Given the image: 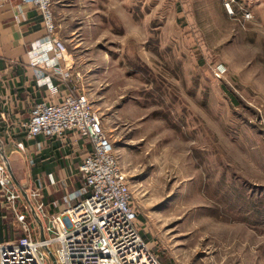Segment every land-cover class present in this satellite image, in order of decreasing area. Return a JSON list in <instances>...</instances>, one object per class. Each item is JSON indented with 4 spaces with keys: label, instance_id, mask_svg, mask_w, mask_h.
Masks as SVG:
<instances>
[{
    "label": "rangeland",
    "instance_id": "obj_1",
    "mask_svg": "<svg viewBox=\"0 0 264 264\" xmlns=\"http://www.w3.org/2000/svg\"><path fill=\"white\" fill-rule=\"evenodd\" d=\"M50 11L70 91L98 113L158 262L264 264V0H51ZM30 174L19 181L37 208ZM15 207L25 222L5 212L0 243L38 238Z\"/></svg>",
    "mask_w": 264,
    "mask_h": 264
},
{
    "label": "built area",
    "instance_id": "obj_2",
    "mask_svg": "<svg viewBox=\"0 0 264 264\" xmlns=\"http://www.w3.org/2000/svg\"><path fill=\"white\" fill-rule=\"evenodd\" d=\"M10 1L0 0V5ZM17 1L22 11H35L44 22L46 35L35 40L28 51L30 65L37 69L38 85L54 88L50 76L44 73L47 69L62 82H68L69 76L59 66L64 55L55 36L51 0ZM26 130L28 137L47 138H60L67 131H75L87 137L92 148L79 166L82 187L66 200L68 206L64 210L51 214L42 202L34 207L0 155L2 196L12 206L16 220L24 223L27 216L15 207L21 198L26 213H33L40 223L41 234L36 239L26 229L23 237L0 243V264H160L143 238L127 178L88 99L68 93L59 102H39L31 110ZM17 146L23 147L21 143ZM34 195L39 196L38 189Z\"/></svg>",
    "mask_w": 264,
    "mask_h": 264
},
{
    "label": "crops",
    "instance_id": "obj_3",
    "mask_svg": "<svg viewBox=\"0 0 264 264\" xmlns=\"http://www.w3.org/2000/svg\"><path fill=\"white\" fill-rule=\"evenodd\" d=\"M45 35L43 19L35 11H22L17 0L0 5V155L10 165L12 177L22 191L27 192L19 181L20 174L31 173L35 189L43 196L45 211L50 214L64 210L66 200L82 187L79 166L92 147L87 137L75 131H67L60 138L27 136L26 125L37 103L59 102L64 95L72 94L68 82L50 74V69L44 73L50 76L54 88L37 83V69L30 65L28 51L35 40ZM67 59L70 57L64 56L59 62L64 71L69 70L64 64ZM19 143L23 146L20 150L16 148ZM75 177L79 178L77 184ZM41 178H45L43 185ZM10 209L12 206L0 192V242L11 237L9 221L10 225L11 220L18 223ZM28 216L41 237L40 223L33 213Z\"/></svg>",
    "mask_w": 264,
    "mask_h": 264
},
{
    "label": "bare ground",
    "instance_id": "obj_4",
    "mask_svg": "<svg viewBox=\"0 0 264 264\" xmlns=\"http://www.w3.org/2000/svg\"><path fill=\"white\" fill-rule=\"evenodd\" d=\"M9 166H10V165H9ZM13 175H14V174H13ZM17 183H18V182H17ZM17 183H16V184H17Z\"/></svg>",
    "mask_w": 264,
    "mask_h": 264
},
{
    "label": "trees",
    "instance_id": "obj_5",
    "mask_svg": "<svg viewBox=\"0 0 264 264\" xmlns=\"http://www.w3.org/2000/svg\"><path fill=\"white\" fill-rule=\"evenodd\" d=\"M0 240H2V239L0 238Z\"/></svg>",
    "mask_w": 264,
    "mask_h": 264
}]
</instances>
